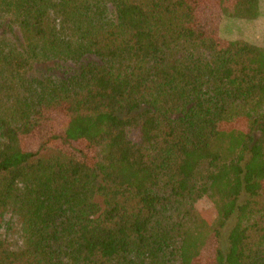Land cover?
I'll return each mask as SVG.
<instances>
[{"label": "trees", "instance_id": "obj_1", "mask_svg": "<svg viewBox=\"0 0 264 264\" xmlns=\"http://www.w3.org/2000/svg\"><path fill=\"white\" fill-rule=\"evenodd\" d=\"M194 20L192 0H0V264H264V46ZM52 110L88 162L23 147Z\"/></svg>", "mask_w": 264, "mask_h": 264}, {"label": "rangeland", "instance_id": "obj_2", "mask_svg": "<svg viewBox=\"0 0 264 264\" xmlns=\"http://www.w3.org/2000/svg\"><path fill=\"white\" fill-rule=\"evenodd\" d=\"M195 5V20L194 26L206 33H211L218 41L223 42L224 39H247L255 44L264 46V0H259V16L255 19L248 20L244 18L232 17L230 11L232 8V0H192ZM3 27L0 32H3ZM11 36L18 35L19 31L14 28V31H9ZM10 37V36H9ZM46 65L45 63L43 64ZM43 65H38V71L42 70ZM49 65V64H48ZM48 120L29 136L21 137L23 147L27 150L36 151L39 149L40 142L46 136L55 135V146L63 148L87 162L92 157L90 151L84 143H68L64 141L63 133L60 128L65 116L57 110H52L47 113ZM224 127L245 128L246 125L240 120L234 122L223 123ZM41 153H48L49 150L41 149ZM195 208L205 212L209 216L210 221L215 220L217 224V215L214 211L213 203L206 197H201L194 202ZM233 220L227 222V225L222 230V242L231 227ZM215 237L211 236L207 244L201 251L197 261L205 262L213 257L215 249Z\"/></svg>", "mask_w": 264, "mask_h": 264}]
</instances>
